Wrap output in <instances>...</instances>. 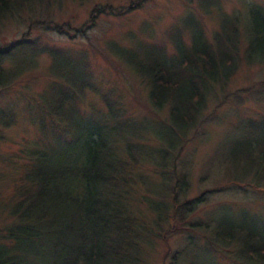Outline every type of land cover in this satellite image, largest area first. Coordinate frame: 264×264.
Here are the masks:
<instances>
[{
  "label": "trees",
  "instance_id": "trees-1",
  "mask_svg": "<svg viewBox=\"0 0 264 264\" xmlns=\"http://www.w3.org/2000/svg\"><path fill=\"white\" fill-rule=\"evenodd\" d=\"M144 1L96 7L86 23L93 24L99 13L131 12ZM214 2L204 1V9L209 12ZM238 2L231 13L219 12L212 39L189 16L190 41L173 34L171 54L160 46L113 44L114 54L143 83L152 111H166L163 120L148 127L125 123L111 103L80 114L78 97L96 87L88 71L65 67L56 48L34 47L26 33L0 45V92L34 69L44 51L51 57L52 80L36 97L39 139L28 149L27 168L4 208L10 222L0 229V240L11 244L0 241V264H143L165 225L171 222L182 231L181 223L204 201L201 194L185 199L187 163L178 159L189 132L207 118L214 85L225 83L242 61L264 63V7ZM51 4L0 0V18L13 8ZM46 23L55 24L59 33L69 29L53 18ZM249 131L228 142L225 158L233 182L264 192V125ZM244 217L238 221L222 213L204 236L232 264H264V227Z\"/></svg>",
  "mask_w": 264,
  "mask_h": 264
},
{
  "label": "rangeland",
  "instance_id": "rangeland-1",
  "mask_svg": "<svg viewBox=\"0 0 264 264\" xmlns=\"http://www.w3.org/2000/svg\"><path fill=\"white\" fill-rule=\"evenodd\" d=\"M53 1L47 8L17 7L6 12L0 18V45L19 40L26 33L34 47L56 48L63 53L60 57L65 67L88 71L96 87V91L86 89L78 97L80 114L104 110L111 103L120 118L133 127H148L151 122L163 120L166 111H152L143 83L114 54L113 44L127 48L138 44L160 46L171 54L173 34L190 41L186 29L189 16L212 39L219 29V12L231 13L239 8L238 0H213L215 7L211 5L209 12L203 7L208 0H145L139 8L122 15L99 13L90 25L86 21L92 9L107 3L120 8L130 0ZM251 1L264 7V0ZM50 18L56 23L67 22L69 29L59 33L55 24L46 23ZM50 63L49 54L41 52L34 69L15 81L12 89L0 92V229L10 222L4 208L27 168L28 149L36 146L39 139L35 101L52 81L48 74ZM213 89L205 111L207 118L189 132L190 139L178 159L187 163L184 168L188 169L189 190L185 199L201 194L199 198L204 201L181 223L182 231L174 230L171 222L164 226L167 229L161 231L143 264H232L212 250L204 236L216 218L228 212L240 221L245 215L264 227V192L233 182L225 158L228 142L264 125V63L242 61L225 83ZM188 220L200 226L191 228ZM0 241L11 244L10 240Z\"/></svg>",
  "mask_w": 264,
  "mask_h": 264
}]
</instances>
